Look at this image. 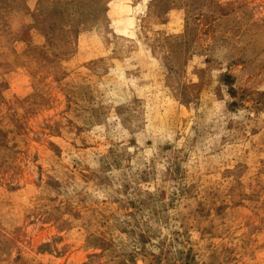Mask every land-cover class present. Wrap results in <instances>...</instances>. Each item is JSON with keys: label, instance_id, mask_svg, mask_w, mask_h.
I'll use <instances>...</instances> for the list:
<instances>
[{"label": "rangeland", "instance_id": "1", "mask_svg": "<svg viewBox=\"0 0 264 264\" xmlns=\"http://www.w3.org/2000/svg\"><path fill=\"white\" fill-rule=\"evenodd\" d=\"M0 264H264V0H0Z\"/></svg>", "mask_w": 264, "mask_h": 264}]
</instances>
